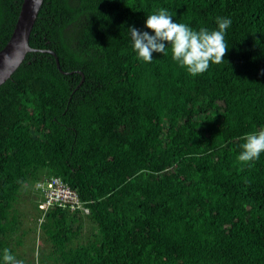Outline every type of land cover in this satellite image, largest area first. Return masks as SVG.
<instances>
[{
    "label": "trees",
    "instance_id": "obj_1",
    "mask_svg": "<svg viewBox=\"0 0 264 264\" xmlns=\"http://www.w3.org/2000/svg\"><path fill=\"white\" fill-rule=\"evenodd\" d=\"M22 1L0 0V50ZM159 8L196 30L230 17L225 61L139 60L128 26ZM29 45L0 85V253L32 231L25 185L39 201L59 178L87 212L34 202L38 264H264V152L238 160L264 128V0H43Z\"/></svg>",
    "mask_w": 264,
    "mask_h": 264
},
{
    "label": "clouds",
    "instance_id": "obj_2",
    "mask_svg": "<svg viewBox=\"0 0 264 264\" xmlns=\"http://www.w3.org/2000/svg\"><path fill=\"white\" fill-rule=\"evenodd\" d=\"M230 17H216V27L196 30L185 23H178L165 8L146 16L143 30L129 25L132 48L137 58L151 62L153 53L167 56L193 76L208 70L210 63L219 64L228 50L226 30L231 26ZM150 30V31H149ZM264 152V128L246 134L238 160L251 162ZM0 264H24L17 260L7 247L0 253Z\"/></svg>",
    "mask_w": 264,
    "mask_h": 264
},
{
    "label": "water",
    "instance_id": "obj_3",
    "mask_svg": "<svg viewBox=\"0 0 264 264\" xmlns=\"http://www.w3.org/2000/svg\"><path fill=\"white\" fill-rule=\"evenodd\" d=\"M43 0H23L10 38L0 50V85L3 84L19 67L28 52L35 49L29 45V37ZM55 60L59 69V61L55 53L47 50ZM61 73H65L60 70ZM83 79V78H82Z\"/></svg>",
    "mask_w": 264,
    "mask_h": 264
},
{
    "label": "rangeland",
    "instance_id": "obj_4",
    "mask_svg": "<svg viewBox=\"0 0 264 264\" xmlns=\"http://www.w3.org/2000/svg\"><path fill=\"white\" fill-rule=\"evenodd\" d=\"M37 200L38 195L36 192L32 190V187L25 185L21 191V195L18 200L19 204L17 205L21 222L20 231H18L16 235H18L21 230H25V228H31L32 231L25 233L23 236V245L16 247V259L29 264H38L40 251L44 250L48 246V241L44 237L42 231L36 228L35 219L37 212L34 210L33 205ZM92 230L93 228L90 221L87 219L84 220V229L82 230L80 241L84 242L85 237L88 236Z\"/></svg>",
    "mask_w": 264,
    "mask_h": 264
},
{
    "label": "built area",
    "instance_id": "obj_5",
    "mask_svg": "<svg viewBox=\"0 0 264 264\" xmlns=\"http://www.w3.org/2000/svg\"><path fill=\"white\" fill-rule=\"evenodd\" d=\"M36 189L41 192L42 197L38 201V208L45 212L50 207H61L74 212L84 209L77 193L59 178L44 179L36 183Z\"/></svg>",
    "mask_w": 264,
    "mask_h": 264
}]
</instances>
